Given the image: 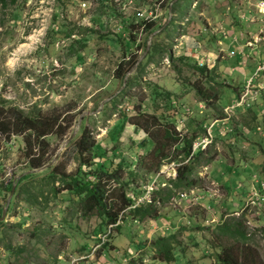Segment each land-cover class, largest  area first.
Masks as SVG:
<instances>
[{"label":"rangeland","instance_id":"rangeland-1","mask_svg":"<svg viewBox=\"0 0 264 264\" xmlns=\"http://www.w3.org/2000/svg\"><path fill=\"white\" fill-rule=\"evenodd\" d=\"M233 1L25 0L19 5L21 12L16 22L9 21L5 28H0V100L26 113L40 111L41 117L52 116L59 119L61 126L66 125V120L74 121L75 118L71 133L76 129L80 116H93V121L87 124L99 146L105 135L114 137L116 114L123 110L131 111V105L136 104L139 98L143 97V110L152 113L147 91L149 84L172 93L177 105L195 110L196 102L192 95L176 82L169 68L168 54L186 56L195 50L201 55L193 53L191 58L214 60L209 67L216 68L217 75L224 78V84L241 88L247 77L241 76L238 70H230L231 58L226 45L222 52L217 48L219 46H215L218 30L222 29L228 35L226 22L232 18L229 15L237 11ZM258 2L251 1L254 5ZM257 17L261 20L259 15ZM171 20L174 26L170 28ZM260 29L253 26L251 31L255 33L252 36H264ZM162 31L159 43L168 48L167 51L158 58L147 57L151 48L146 53L147 45L154 37L151 35ZM55 33H60L61 40L52 43ZM194 43L201 45L192 48ZM262 44V41L257 43L253 57L264 53ZM263 61L262 55L256 64ZM139 65V71H144L137 77L140 86L127 92L125 99L122 94L118 106H108L107 112L98 118L101 104L104 106L110 98H117L123 89L122 80L114 76L118 66L128 71L126 75H133ZM261 70L255 82L257 87L258 84L264 87V68ZM238 90L225 89L217 103L220 110L222 104L235 100ZM260 96L261 103L258 101L254 105L261 115V122L256 126L260 131L244 129L235 139H230L233 144L227 136L216 140L217 147L213 146L209 151V155L214 154V163L207 166L202 187L195 190L198 200H182L178 196L173 199L158 194L151 203L154 208L151 218L138 220L136 224L130 218H121L118 230L111 229L110 234L99 235L104 238L101 242L94 236L100 219H82L78 210L62 201L65 192L53 197L42 181L49 168L45 166L52 161L54 165L61 158L64 149L58 151L66 137L59 140L52 134L46 136L49 151L45 158L50 161L42 166L45 167L43 169H30L23 157V136L0 134L2 211L15 184L9 210L7 208L4 219L0 221V264H167L157 259L155 248H151L161 236L169 239L168 243L172 245L176 243L173 264H211L212 252L206 247L211 234L207 230L219 224L221 219H233L242 213L249 221V233L258 236L256 240L264 255V242L257 232L262 225L255 219L262 208L251 206L243 209L246 197L242 196L244 189L253 182L252 172L256 179L264 181V88ZM162 109L159 113L163 112ZM195 115L196 111L193 117ZM210 115L211 112L206 110L199 115L203 118L199 119L206 118L208 124V118H212ZM239 118V115L234 118L233 125ZM128 126L119 136L118 150L122 160L134 167L128 140L131 135L128 132L132 129L128 130ZM136 138L135 152H146L151 148V141L141 131ZM120 140L129 141L128 147ZM111 147L110 144L107 149ZM66 169L73 171V164L70 163ZM32 170L38 171L28 173ZM25 173L23 177L33 176L27 177L25 184L31 183L34 187L28 186L23 191L19 187V193L15 195V182L20 181L23 177L19 180L18 177ZM211 176L213 179L223 177L229 192L213 182ZM97 243L99 245L96 246ZM101 245L103 248L100 250Z\"/></svg>","mask_w":264,"mask_h":264},{"label":"trees","instance_id":"trees-1","mask_svg":"<svg viewBox=\"0 0 264 264\" xmlns=\"http://www.w3.org/2000/svg\"><path fill=\"white\" fill-rule=\"evenodd\" d=\"M24 1L0 0V28H5L9 21L16 22L21 12L19 5ZM171 26H174L172 20L168 27L171 28ZM144 28L148 30L147 27ZM163 32L154 35L147 57L158 58L164 55V51H167L168 48L159 43V38ZM177 34L179 35V27ZM52 38V43H54L61 40V35L55 33ZM167 61L176 82L192 95L194 102L204 105L205 110L201 114L197 112V115H203L206 110H209L212 118L208 119H222L223 115L217 103L222 99L225 89L232 88L234 91L240 88L227 87L222 80V75H217L214 66L199 67L197 62L190 57H174L168 54ZM139 69L140 65L133 75H129L125 79L128 71L118 66L114 76L122 82L125 79L123 89L117 98H110L104 104L99 110L98 118L99 115L107 112L108 106L117 107L122 94H124L123 98L125 99L127 92L140 86L137 77L144 71H139ZM142 69L144 70L145 67L142 66ZM147 91L151 101L152 113L143 110L144 100L143 97L139 98L136 104L131 105V111L123 110L116 114L117 119L113 126L114 137L105 135L101 138L102 144L100 146L96 142L95 134L87 124V122L93 121L95 117H82L75 136L65 146L61 158L56 164L49 166L46 170L47 173L42 178L53 197L59 192L66 193L62 201L69 203L73 210H78L82 219L87 220L92 217L100 219L97 232H94V236L100 242L103 237L100 238L99 235H105L106 232L110 234L108 227L116 225L117 222L120 223L121 218H130L135 224L138 220L144 221L151 218L154 209L151 203L155 200L156 195L174 199L180 193L201 188L204 178L197 175L198 170L214 161V154L209 155L211 147L207 151L197 152L188 162L184 163L189 158L192 141L203 132V122L206 118L204 120H190L191 118H189L186 121V134L179 137L174 127L180 116L179 111L182 104L177 105L172 93L164 91L156 85H147ZM184 93L186 94V92ZM238 94L239 92L236 93V96ZM161 108H163V112L159 113ZM256 110L258 108L254 109L253 106L243 111H237L234 116L239 115L240 118L238 122H235L236 125H233L234 116L229 119L227 123L229 131L225 135L228 140L235 139L244 129L249 132L255 131L257 124L261 122V115ZM39 113L40 111L26 113L17 107H11L9 102L0 100V134L23 136V157L30 169H38L50 161V159L45 158L49 151V145L45 141L46 136L52 134L59 140L64 137L67 139L69 137L67 134H72L70 128L75 123L74 118V121L66 120V125L61 126L59 119L52 116L41 117ZM70 119L72 118L70 117ZM127 125L134 126L151 141V148L148 151L142 155L135 153L134 167L127 165L122 160L118 150L119 136ZM217 139L220 138H215V142ZM110 144L112 147L107 149ZM231 144H233L232 141ZM108 150H110L109 155ZM175 161L180 165L176 168V177L169 182V187L158 188L157 190L160 189V192L154 190L148 201L132 208L133 199L137 200L144 194L145 186L150 178L159 171L162 165ZM70 163L74 166L73 171L66 169ZM29 176L15 182L17 189L15 195L19 193V187L23 191V188L26 190L28 186H31V183L25 184ZM261 208L255 219L262 225V228L255 231L258 232L260 240L264 242V204ZM1 215L2 209H0V217ZM227 218L221 219L219 224L207 230L211 234L206 243L207 249L212 252L213 256L211 264H264V255L261 253L257 241L259 238L257 235L249 233L247 225L249 221L246 214L242 213L233 219L227 220ZM0 224L2 223L0 222ZM118 227L119 224L112 229L118 230ZM103 228L107 230L104 231ZM168 242L169 239L163 236L157 237L151 248H155L157 259L167 264H173L175 263L176 243L172 245ZM111 243L110 247H113ZM102 245L100 250L103 248Z\"/></svg>","mask_w":264,"mask_h":264},{"label":"built area","instance_id":"built-area-1","mask_svg":"<svg viewBox=\"0 0 264 264\" xmlns=\"http://www.w3.org/2000/svg\"><path fill=\"white\" fill-rule=\"evenodd\" d=\"M257 14L261 17V20L264 24V0H259V2L255 6ZM250 22H254L253 19L249 20ZM263 33L262 31H260ZM259 34V33H258ZM260 37L255 36L252 38V43H257ZM248 46H251V43L247 44ZM243 51H231L229 53V57H243L242 55ZM199 67L206 66L209 67V65L212 63V60L207 57H201L195 59ZM263 65V66H262ZM260 68H257V70L254 72V74L249 77L242 90L238 94V96L233 100L231 103L226 104L225 106L221 107V114L223 115L222 119H212L208 125L203 126V132L200 134L199 137H197L195 140L192 141L191 144V151L189 158L184 161V163L188 162L191 157H193L197 152H204L210 149L213 146H217V142H215V138H222L226 135V133L229 131L228 125H225L227 122H229V119H231L237 111H243L246 109H249L253 107L260 97V91L264 88L261 84H258V87L255 86V82L258 80V75L261 74L262 70L264 68V64H262ZM260 70V71H259ZM205 110V107L202 103L196 104V109H191L187 106H180V116L175 122V131L178 133L179 137H182L186 134V121L191 118L195 111L201 114ZM182 112V113H181ZM222 124V125H221ZM256 131H260V128L257 127L255 129ZM180 164L175 162H171L168 164L162 165V167L159 169L158 172H156L149 180L148 184L145 186L144 194L139 197L137 200H134L133 197V207H136L137 204L143 203L148 201L150 198L151 193L154 190H157L158 188H166L169 187V182L174 180L176 177V168ZM207 170L206 167H201L198 170L197 175L199 177L204 178V174ZM91 180V178H89ZM253 182L249 184L247 189V196L243 205L244 208H252L251 206L255 207H261L264 204V181H259L255 178V176L252 177ZM195 190L191 189L188 192L180 193L178 194V198L182 200H190V201H196L198 200V196L195 194ZM119 222H117L116 225H118ZM110 226L108 227V231L112 229V227L116 226ZM104 238H102V241Z\"/></svg>","mask_w":264,"mask_h":264},{"label":"crops","instance_id":"crops-1","mask_svg":"<svg viewBox=\"0 0 264 264\" xmlns=\"http://www.w3.org/2000/svg\"><path fill=\"white\" fill-rule=\"evenodd\" d=\"M251 1H254V0H246L244 2L242 0H234L232 3L234 4V7L236 6L237 11L234 14L229 15L232 18H229V16L227 14H223V16L226 19L229 18L227 20V22H226V28H228V32H227L228 35L226 33H224L222 31V29H221V31L218 30V33H216V35H215L217 37V39H216V45L215 46H219L217 48H219L221 52H222V50H226V49L228 50L229 53L231 51H234V52L243 51L242 52V54H243L242 55L243 56L242 58L239 57V56H235V57H232V58L229 57V58H231L230 65L232 66L230 70L233 71V72L236 71V70H238L240 72L239 74L241 76L243 75L244 78L247 77L246 80L254 74V72L257 70V67L259 66V64H264V61L261 62V63L256 64V61L260 60V58H262V55L264 57V53H262L261 55H259L257 58L253 57V53L255 51V47H256L257 43L259 41L260 42L262 41L263 42L262 45H264V36H259L260 37L258 39L259 41L257 43H254L253 44L252 43V38H253L252 34H254L255 32L253 33V31H251V28L253 26H257V27L259 26V29L261 28L260 30L263 31V33H264V24L261 23V20L260 19H258V17H257L258 14H257L256 9H255V6L256 5H254L253 3H251ZM255 1H257V0H255ZM252 7L254 8V10L252 9ZM251 14H254V15L250 16ZM251 19H253L254 22H250L249 20H251ZM235 24L238 25V26H236ZM242 27L244 29H242ZM238 29H242V31H239ZM241 32H242V34H241ZM219 33H221V34H219ZM256 36H258V35H256ZM248 43H251V46H248L247 45ZM232 44H233V46H231ZM200 45L201 44H199V45L196 46V43H194L191 47L192 48H198ZM225 45L227 46V48L226 49H223ZM193 53H197V52L195 50H193V52L191 51L190 54L189 55L187 54L186 56L191 58ZM260 53L261 52L259 51V54ZM197 54H198L197 56L201 55V53H197ZM191 59L195 61L194 58H191ZM213 61H212V63H213ZM249 74H250V76H248ZM246 80L244 81V84H245ZM244 84L238 90L239 93L242 90V87L244 86ZM258 101H259L258 103H261V96L259 97ZM226 104L227 103H225L224 105L222 104V106H225ZM236 117L237 116H235V118ZM199 118H203V117H199L198 115H195L194 117H191L190 120H192V119L201 120ZM207 121L208 120H206V121L203 122V126L208 125L207 124ZM227 123L225 125H227ZM127 129L128 130L129 129H132V130H129L130 132H128V134L131 133V135H129V138H128V140L130 139L129 141H130V146H131V148L129 147L130 148L129 154L132 155L133 157H131V158L135 160V153H137V152H135V148L134 147H135V145H137V143H136V140H137L136 136L139 133V130L136 129L132 125H129L127 127ZM249 135H250V133H249ZM129 141L126 142L124 140L123 141L120 140L119 142L120 143H124L128 147L127 144L129 143ZM144 153L145 152H139L137 154L142 155ZM209 166L210 165H208V167ZM221 166L222 165H220V167ZM251 167L253 169V166H251ZM209 175H211V174H209ZM212 176L214 177L215 176V173H213ZM212 176H211V178H212V181L213 182H216L220 186H223V188L225 189V191L229 192L227 190L228 186L226 185V182L224 180H222L223 177L222 178H219L217 176L215 179H213ZM253 176H255V173L252 172L251 173V177H253ZM248 186L242 192V196L244 198L247 196ZM236 189H237V187H236ZM210 195H208V197H210ZM153 231L154 232H157V229H154Z\"/></svg>","mask_w":264,"mask_h":264},{"label":"water","instance_id":"water-1","mask_svg":"<svg viewBox=\"0 0 264 264\" xmlns=\"http://www.w3.org/2000/svg\"><path fill=\"white\" fill-rule=\"evenodd\" d=\"M154 35H155V33L152 34L151 37H153ZM150 45H151V42L149 41V43H148V45H147V48H146V53H147V51L149 50ZM128 76H129V75H126V76H125V79H126ZM125 79H124L123 83L125 82ZM123 85H124V84H123ZM102 106H103V103L101 104L99 110L102 108ZM95 113H97V112H95ZM95 113H94V114H95ZM92 114H93V113H88V115H92ZM81 120H82V116H80L79 120L77 121L76 129H75V130L72 132V134H71V135L65 140L64 144L61 146V148H60V150L58 151V153H59L61 150H63V149L65 148V146L69 143V141L75 136V134H76V132H77L79 126H80ZM58 153L56 154L55 159H57ZM55 159H54V161H55ZM52 163H53V161H52L50 164L46 165L45 167L50 166ZM45 167H42L41 169H43V168H45ZM37 171H38V170H32V171H30V172H28V173H34V172H37ZM24 175H26V173L20 175V176L18 177V180H19L21 177H23ZM14 189H15V184L12 185V189H11V191H10V195H9L7 201H6L5 208H4V210L2 211V215H1V217H0V221L3 220L4 217H5V212H6L7 208H8V206H9V203H10L11 197H12V195H13V193H14Z\"/></svg>","mask_w":264,"mask_h":264}]
</instances>
